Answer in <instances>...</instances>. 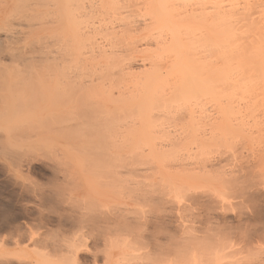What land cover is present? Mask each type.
Listing matches in <instances>:
<instances>
[{
  "label": "rangeland",
  "instance_id": "obj_1",
  "mask_svg": "<svg viewBox=\"0 0 264 264\" xmlns=\"http://www.w3.org/2000/svg\"><path fill=\"white\" fill-rule=\"evenodd\" d=\"M8 1L9 0L0 1V12L3 11L2 9L4 7L2 3H6L7 5H5L4 12L0 15V20L12 9V7L8 5L9 3L7 4ZM14 12L15 25L13 24L11 28L14 30L18 28L16 31L19 30L18 32H20L22 30L21 32L24 33L22 26H19L20 23L18 24L19 21L23 22V20H21L23 15H20V12ZM25 16L26 15H24L23 18ZM40 17L43 16L41 15ZM28 19L27 22H30ZM25 21L24 19V23L27 25ZM32 23L36 24L35 30L40 31L36 34L34 33L35 30L32 33L30 32V37L28 36L29 34H27L28 32L25 31L24 37L28 36L26 40H24L25 38L21 35L24 38H22L24 40L22 41L23 43L21 42L24 53L30 50H33L32 54L34 53L33 48L35 45L31 44L33 47H31V45L28 48L26 47L27 45L29 46L31 42L38 47L37 43L39 40L42 39L40 46H43L41 45L42 41L45 42L43 39L49 38V40H51L52 36L51 38L49 37L51 35L50 30L52 35L60 34H58L60 30H55L56 27H52L53 29H51L50 23H48L49 25L47 24L48 27L46 24L45 26L43 24L44 28L47 27L49 30L47 28H42L38 21ZM25 25L23 28L27 27ZM52 26L54 25L52 24ZM28 27L30 28V26ZM32 28H30L31 31L34 29ZM30 29L26 30L30 31ZM52 30L58 32L55 34ZM1 32H6V30L2 28L0 31L2 35ZM33 33L35 35H33ZM57 35L55 37H57ZM4 36L2 35V37ZM55 37L53 38L55 39ZM53 38L51 41L55 43L57 39L53 40ZM19 41L18 44L20 45ZM34 41L37 42L35 43ZM51 41L50 44H52ZM62 41H65V39ZM69 42L66 43L65 41L61 43H66L65 46L68 44V47L71 45ZM46 43L48 44V40ZM59 43L56 45L55 49L59 47ZM62 44H60L61 49L59 47L56 51L58 53L57 55L63 53L62 51V53L58 51L59 49H63ZM65 46L64 49L67 48H65ZM48 47L50 48L49 50L47 49ZM48 47H44V50L40 49L41 47L38 48L44 51L46 55V53L51 50L50 45ZM53 47L54 44H52V48ZM55 49L50 51L53 53L50 56V52L48 55L44 56L47 58V61L49 59L52 61L53 58L56 57H52V55L56 54L54 52ZM23 50L21 49V55H24L25 58L26 55L22 54ZM88 51L89 49L85 53L86 58L81 54H77L81 56L76 58V53L74 54V58H70L73 60L72 62L75 61L74 59H78V69H84L81 72L77 69V72H75L77 64L74 65V63L77 62V60L73 64L69 63V65H72L69 66V69L75 66L74 70L72 68L75 73L74 75L71 74L73 72L68 73L71 69L67 71L68 68H66L67 70L64 71V75L65 72L67 73L66 79L70 75L72 76L67 80H63L65 77L59 78V74L64 68L62 65L64 63L62 62L63 58L60 59V61L62 60V63L60 62L61 64L59 62L57 63L58 59L57 61L55 60L56 63L59 64V66L57 65L59 68L63 66L61 70L55 66L56 63L54 60L52 63L54 62L53 64L56 69H54L53 66H50L51 70L50 67H45V64L47 66V64L50 65L52 63L50 60V63H48L44 58L47 62L44 64L45 61L43 57L42 60L44 62L39 60L40 57H38V53L35 54L36 56L34 54V56L30 55V57H36L35 59L39 63L36 60L32 61V57V60H28L30 58L28 55V59H26L28 61L26 62L25 60L26 63L23 64L22 60L24 61V58L21 56V60L20 56L17 57L18 54L16 55L18 60L13 57L14 59L10 61L12 56H9L10 58L8 56L5 57L7 59L4 58L6 63L9 62L7 65L3 61L4 64L9 66V70L3 63H0V76L2 75L0 83H4L0 84V87H3L1 91L3 89L6 90V93L0 91V96L6 101L4 105V101L1 100L4 106L0 105V264L8 262H11V264H59L58 262L65 264L61 262V259L62 261L65 260V262H67L66 264H264V105L258 106L259 108L257 109L263 107L260 110H253V112H257V116L256 114L253 116V114H251L253 113L251 112L252 109L249 111V109L253 107L252 103L251 107H249L252 100L243 99L244 101H238L237 103L239 104L243 101L241 107L245 106V103L248 104H246L247 108L246 106L243 107L246 112H243L241 108L238 109L240 113H242L241 116L240 114H236L239 113L237 112L238 110H235L236 113L233 112V120L231 119V123L227 122L229 134L228 131L226 130V133L223 128L220 130L222 135H224L225 142L222 139L223 137L220 139L218 137L221 135L219 131L220 128L218 129L217 127V131L215 127V129H213V122L210 124V126L212 125L211 127H208L209 125L204 127L205 123L207 124L209 121L207 119V122H205L204 119L206 118L203 120L201 119L202 117L199 118L198 113L195 117H197L196 121L201 119V123L198 122L200 127H196V122H193V119H195V117L193 118L194 114H189L188 117L186 113H179V117L181 115L183 116L178 120L177 118L179 117L175 112L177 118L175 115L173 118L172 114H169L171 117H169V115H164L167 118V120L164 118V120H166L165 122L169 121V124H163V122L160 124L161 120L159 121L158 119H162L163 117L160 118L161 116L155 118L158 120L156 121L157 123L154 118V120L151 119V122L154 121L158 124V130L155 128L153 129V125L156 126L153 122L154 124L152 126H150V123L147 125L148 128H146L147 126L145 125L143 128L136 125L138 127V129H136L137 132L131 129L132 131L128 133L125 129L127 126L131 125V122L128 120L130 125H124L123 122L125 121L123 119H126V114L122 110L123 113L121 115H123L124 118H122V120L118 119L117 121L115 119L114 121L117 122V124L118 121H120V124L122 123V128L125 127V129L123 131L121 127H118L123 132L117 129L115 132L113 130L114 127H117V124L116 126H110V121L112 120L109 119L110 116L106 117L107 114H105V111H107L106 108H108V110L113 108L119 109L121 97H119V99L116 95V91H114L113 96H117L116 98L114 97V100L116 99V101L120 103L117 104L118 106L113 104V102L109 104L113 97L110 98L109 94L112 91L109 93V90L112 89V87L114 88V86L110 87V89L108 87V84H110L108 79H111V76L108 77L107 81L106 78L103 79L105 76L102 78V74L101 78L96 77L95 79V77H92L93 75H100L97 74L100 71L98 70L100 65L90 63L91 57H88L90 55ZM80 57L83 60L79 61V59H81ZM16 60L21 62L17 63ZM64 60H66V64L69 62V58L68 62L67 59ZM31 61L33 63H31ZM10 62L13 63V65L10 64ZM34 63L36 66H34ZM41 63L44 65H41ZM20 64L22 66L27 64V67L24 66L22 70L20 69L22 67ZM28 64H32L36 71L32 66H28ZM89 64L91 65L90 67L88 66ZM11 65L15 69L14 71L12 67L10 68ZM17 65L20 67L18 69L22 70L21 72L24 71L23 73L15 68ZM94 66L96 68L99 66V68H97V73ZM30 67L34 70L30 71ZM104 69L101 71L107 74V70L105 69V71ZM56 70H59L58 72L60 73L56 72ZM92 70L94 74H92ZM12 71L14 73H12ZM78 71L80 75L82 74L81 76L77 74ZM83 71L85 72L84 74ZM53 72L56 74L58 73L59 77ZM76 74L79 78H77L78 76H76ZM85 74H88L87 77ZM53 75L54 77H52ZM83 75H85L87 80ZM107 75L109 76V74ZM11 76L14 79L17 77V81H19V79H26L28 88L26 85L24 86L25 83L23 84L22 81L20 85L17 84L16 79L13 80ZM58 78L61 79L60 82L62 81L63 85L60 82H56L59 81ZM88 78L91 80L94 78L95 80L90 82ZM52 80L55 81L53 82ZM23 81L25 82V80ZM8 82L10 85L12 84L13 88L10 87L13 90H18H14V92L17 93L15 96L13 90H10ZM15 82L17 84L16 86L14 84ZM5 83L7 84L5 85ZM81 86L82 88H80ZM19 91L24 93V97L18 96L20 95ZM26 93L34 98L32 99L28 96V99H26ZM55 93L58 96H56ZM33 94H35V96ZM64 94L66 96H63ZM5 95H7V99H5ZM108 97L110 101L108 104L109 106L111 105V108L106 106ZM2 98L0 97V99ZM12 98L16 102H13ZM23 98H25V101ZM117 98L120 101H118ZM260 101L261 100L258 101V104L262 102ZM254 102L253 100V103ZM18 106H20V109L16 110ZM94 106H96V108ZM99 107L100 109L96 111ZM92 108H95L94 111ZM254 109H256V107ZM119 110L121 111V108ZM116 112L117 110L112 112L114 113L113 116ZM95 113L96 115H94ZM117 113L115 116L120 118ZM185 114L186 117H184ZM115 116L113 118H115ZM238 117L246 123V125L242 123L243 126L245 125L244 127H241V125L239 126L240 130L237 129L238 127H235L238 122V120H236ZM106 118L110 120L108 121L110 123L106 122L109 124L110 128H113L111 131L109 130L110 128L108 131V125L106 126V124L103 123ZM170 118L177 119L181 125H183L182 122L185 125L180 128L179 122H174L173 119L171 121ZM186 119L188 121H186ZM211 121L213 120H210V122ZM220 121L221 119L219 122ZM89 122L92 123L90 124ZM232 122H234L235 125ZM159 124L165 125V129L163 126L160 127ZM201 124H204L203 127H201ZM215 124L218 125L217 123ZM101 126L103 127L100 129ZM88 127H91V129ZM129 128H132V125ZM129 128L127 130H129ZM62 129L64 131L66 130V132L61 131ZM87 129L89 130L87 131ZM143 129H147L144 131L146 134L143 132ZM95 130L102 136L100 140L97 139L100 138V136L97 138L95 137L97 135ZM101 130H105V134H103V132L100 133ZM138 131L141 134L140 138ZM67 132L68 134L70 132L72 133L68 135L66 134ZM189 132L191 135H188ZM133 133L138 136L137 138L135 137L136 139H133L131 136V140L129 135L136 136ZM217 133L220 135H217ZM72 134L74 135L72 136ZM227 134L230 136L229 138ZM83 135L84 137H82ZM85 135L87 136V141L85 139L83 140ZM186 135H188L189 138ZM213 135L216 141L212 138ZM66 136H69L68 139ZM71 136L72 139L70 140ZM127 136H129V138L127 142H124L125 140H123V138ZM151 136L153 137L149 138ZM78 137L81 140H79ZM178 137L181 138L177 139ZM111 138L114 140L112 141ZM116 138L119 143L117 148L115 146V150L112 145H115L114 142H117L115 141ZM120 141L122 145H120ZM86 142H88V144ZM91 145L100 147V151H105V153H108V156H112L107 158L110 161L107 159L102 160L100 158L102 153L97 150L101 153L99 155L101 160L99 159L98 161V159H96L97 154L95 156L92 155L94 153L93 150L95 148L98 149V147H93L92 150ZM119 145L121 146L120 148ZM106 147L110 149L113 148L111 149L112 152L114 150L116 152L114 151L113 154L110 149L107 151L108 149H106ZM89 150H92L93 153L91 154V152H89V154ZM107 153L105 154L106 156ZM93 156L96 157V160L94 159L95 161L92 160V158H94ZM86 164L88 166H86ZM127 164L131 165L129 166ZM121 165H123V167ZM195 168L197 170H195ZM113 169L119 173L115 172ZM112 170L114 172H111ZM168 170H170V172ZM101 171L103 175L98 173ZM105 171H109L108 175H106ZM68 173H70V175ZM111 173L114 175L116 173V176L113 175V177ZM117 174H120L119 178ZM200 174L203 175L199 176ZM93 177L95 179H93ZM115 177L118 179L116 180ZM227 180L229 181L227 182ZM121 181L124 182H122L124 186L119 184ZM222 181H224V183ZM231 181L233 185L229 183ZM114 182L118 184H113ZM222 184L225 185L223 186ZM141 190H143V194ZM118 191H122L125 194L122 192L119 193ZM118 193L122 194L121 197L123 199ZM136 193L138 196L137 199H140L139 196L141 193L142 200H135ZM60 195L62 196L60 197ZM218 195H220L219 197L221 199ZM121 214L123 219L121 218L120 220ZM1 219H10L11 225L10 223H6L5 225ZM108 219L111 220V223ZM134 219H136V223H134ZM188 219L189 221H187ZM140 221L141 224L138 225ZM143 221L146 225H142ZM76 250L78 253L77 256L79 255L77 260H75L73 256V251ZM65 256L69 259H66Z\"/></svg>",
  "mask_w": 264,
  "mask_h": 264
},
{
  "label": "bare ground",
  "instance_id": "obj_2",
  "mask_svg": "<svg viewBox=\"0 0 264 264\" xmlns=\"http://www.w3.org/2000/svg\"><path fill=\"white\" fill-rule=\"evenodd\" d=\"M0 1L3 2V0H0ZM7 4L9 5V7H12V9L9 8L10 9V11H8L9 13L7 12V15H5V16L2 15L4 17H2L0 20V31L2 28L6 30V32H1L3 36L5 33L4 37H2V35L0 34L1 35V37H0V63L2 64L3 61L6 63L5 59H7V58H5V57H7V56L8 57L12 56V58L9 57L11 59L10 61H12V59H14L13 57L16 58L17 54H18L17 57L20 56L21 60H22V58H24V55H21V49L23 50L21 42L26 40V38L28 36L30 37V34L35 30L36 24L32 23V22L38 21L40 23V26H42V28H44L45 24L48 27V25H49L48 23H50L51 29H53L52 27H54V28L56 27L55 30H60L59 32L52 30V31H54L53 33L56 34V32H58V34L59 33L60 34L59 35L56 34L57 37H55L56 35H52L51 30H50L51 35L49 37L50 38H51V36H52V38L55 37V39H57V41H55L56 44L53 43L54 41L53 42L51 41L52 38H51V40H49V38L47 37L48 39H46V38H45L46 40L43 39L45 42L42 41V43H41V45H43V46H40V42L42 40L41 36H40L41 40H39L37 43L38 47H41L40 49L44 50L45 49L44 47L47 48L50 45L51 50H52V49H55L56 45H58L59 42H60L59 43V47H60V44H62L65 41H66V43H68L69 40H70L69 43H71V45L68 47H67L68 44L66 46H65L66 43L62 44L63 49H64V46H65V48L67 47L66 48L67 51H66V49L60 50L61 49V47H60V49L58 51L63 52V53L61 52L62 54L59 53L60 55H57L58 53L56 52L59 47L55 49L54 52L56 54L52 55V57H54V56H56V57L53 58V60L55 63H56L57 59H58L57 63L58 62L60 63L63 60L62 62H64L65 64L63 63L62 65L64 66L65 69L63 68L62 69L63 72H62L61 68L63 66L60 65L62 67L59 68L58 67L59 64L56 63L55 66L58 65L57 67L61 70V73L58 72L59 70L58 71L56 70V72L60 73L59 74L60 77H59L58 73L57 74L55 72H53V73L58 75L59 78L65 77V79H63V80L69 79L70 77H72L71 75L69 77H67V79H66V74H67L66 72L64 75V71L67 70L66 68H68L67 71H69L71 69V71L68 73L73 72L71 74L74 75V73L77 72V69L79 67L78 66V64H79L78 59H74L75 61L77 60V62L74 61L75 62L74 63V62H72L73 60H71L70 58L71 57L74 58L75 53H76V58H79V56H81V55H84V57H85V55H86L85 53L89 49L90 52L88 51V53L90 55L88 53L87 54L89 55L88 56L89 58L91 57L90 63L94 64V65H96V64L100 65V68L104 67L107 70V74H109V76H108L106 74V72L101 71L104 68L100 69L99 66L97 68H99L98 70H100V71H99V73H97V68L94 66L96 73L100 74V75L99 76L93 75L92 77H95V79H96V77L101 78V76L103 75L102 78L105 76L103 79L106 78V81H107L108 77L111 76V79H108V82H110V84H108V87L110 89V87L114 86V88L112 87V89L109 90V93L112 91L109 94V96L111 98L114 94V91H116V93H117L116 95L118 96V98L121 97V105H120L121 111L119 110L120 108L119 109L113 108L114 106L117 107L118 106L117 104L120 103V102L118 103L116 101V99L114 100V97L116 98L117 96L116 95L113 96L111 98V100H112L111 102L109 101V97H108L107 105L106 104L105 105L110 107L111 105L109 106V104H112V102H113V104H116L117 106L114 105L112 107L113 109H110L111 108L110 107L109 109L111 111L108 110V108H106L107 111L104 110L105 114L108 115L110 113L108 116L106 115V117H109V116L111 117V115H112L111 118L109 117V119L112 121H110L108 118H106L105 122H103L106 124V126L108 125L107 126L108 128L105 126L107 128V130L110 128V126H113V125L116 126L117 122L114 121L115 119L117 121L118 119L122 120V118H124V116L121 115L123 113L122 112V110H123L124 113L126 114L125 117L127 120L123 119L125 122H123V121L122 122L124 123L125 126H127V125H130L128 123L130 121L132 128H129V127H131V125L127 126L126 129H125V127L122 128V126H121L122 123L120 124V121H118V124L120 126L117 124V127H114L113 131H115V132L117 130L118 131L120 130L118 127H121L123 129V131L125 129L129 133V131L138 129V127L136 125L141 126L143 128L150 123V126H152L158 120L159 121L161 120L160 124L162 122H163V124H167L169 121L165 122L167 120V118L164 115L172 114V117L174 115L176 117V113H177V116L179 113L180 114L186 113V114H188V117H189V114H192V115L194 114L193 115V118H194L195 115L197 116V113H198L199 118L202 117L201 118L202 120L204 118H206V119H204L205 122H207L206 121L207 119L209 121V123H207V124L205 122H202V123H205V125L203 124L204 127L206 125H209L208 127H211L212 125H214V126H212V128L213 129L216 128V131H217V127H218V129L220 128L219 131L222 130V128H223L224 131L226 132V130H227L228 134H229V127H228L227 122L231 123V121L233 120L232 119V117L234 116L233 112L236 113L235 110H238L239 108H241V110H243V112H246V110H244L243 107H245L247 103H245V106L241 107V105H243V103H242L244 101L243 99L252 100L250 102V106H249V107H251V103H252L253 107H251L249 109V111L252 109L251 112H253V110H260L263 108V107H261L260 109H257V108H259L258 106L264 105V103H263L264 102L263 101L264 100V0H9L7 2ZM2 5L5 7L6 3H4V4L2 3ZM4 7H3V9L1 8L3 10L2 12H4ZM18 9H19V12L21 13L20 15H23V16L26 15L24 18H23V16L21 17V20H23V22H21V21L18 22V24L19 23L21 24V25L19 24V26H22V29H24L23 32L25 33V31H27L28 32L27 34H29L28 36H25V37H24V33L21 32L22 30L20 32H18L19 30L16 31V29H18V28H16L15 30L11 28V26L14 24V20H15V16H13V12L15 10L16 13H19ZM2 12H0V15L2 14ZM41 15L43 17H40ZM26 18L27 19L29 18L28 21H30V22H27ZM24 19L26 20L25 22H27L26 23L27 25H25ZM32 19H33V21H32ZM43 24H44V26H43ZM52 24L54 26H52ZM24 25L27 27L23 28ZM28 26H30V28L33 27L34 29L32 28L33 30L31 31V29ZM39 28H41V27H39ZM46 28H44V29H46ZM26 29H28V30L30 29V31H28ZM35 31H34V33L36 34V33H39L40 30H35ZM34 33H33V35H35ZM37 36H38V34H37ZM20 39H22V40L19 41ZM55 39L53 38V40H55ZM58 39L61 41H59ZM64 39H65V41H62ZM67 39H69V40H67ZM34 40H38V39H34ZM47 40H48V44L46 43ZM18 41L21 45V48H20V45L18 44ZM50 41L52 44H54L53 48H52V44H50ZM45 43H46V45H45ZM31 44L35 45L33 48L34 49L33 54L35 55L38 53L39 54L38 57H40V59H39L40 61L44 62L45 59L47 61V58L44 56L49 54V52L51 50L50 51H48V50L50 48L49 47L47 48L48 53H46V55H45L44 51L40 50L36 46V44H34L33 42L29 43V46L27 44H26L27 46L26 45L25 46L28 48V47H30ZM26 47H25V49H26ZM31 47H33V46L31 45ZM68 48H70V49H68ZM29 49H31V48H29ZM64 51H66V52H64ZM22 52H23L22 54L26 55V57L24 58V61L22 60L23 64H25L30 59L32 60V58H33L32 61L36 60L35 59L36 57H32V56H31L32 58L30 57V55H33L32 54L33 50L28 51L31 53H28V52L24 53V50ZM51 54H53V53L50 52L49 56ZM77 54H81V55H77ZM28 55L30 57L29 59H28ZM71 55H73V56H71ZM21 56H23V57L21 58ZM42 57H43L44 61L42 60ZM48 58H51V57H48ZM68 58H69V62H68ZM26 59H28V60H26ZM60 59H62V60L60 61ZM64 59H67L68 67H67V64L65 62L66 60H64ZM25 60H26V62H25ZM49 60L47 61L48 63H50V61H51V60L50 61ZM80 60H83V59L81 58V59H79V61ZM32 61H31V63H33ZM46 61L44 62V64L47 63ZM52 61H51V63H52ZM13 62H15V61H13ZM18 62L19 61H17V63ZM38 63H37V65H38ZM69 63L70 64L74 63V65L77 64V66L75 68V70H76L75 72L73 71L75 66L72 67L73 70L71 67L69 69V66H72V65H69ZM6 64L8 65L9 62ZM6 64H4V65L8 68L9 66H7ZM10 64L13 65V63H11V62H10ZM29 64H28V66H32V64L31 65H29ZM44 64L41 63V65H44ZM52 64H50V65L47 64V66L45 64L44 66L45 67L53 66V68L56 69V67H54V64L53 65ZM12 65L10 66V68L12 67ZM18 65H17V67L15 66V68H17V69L20 68V67H18ZM26 65H24V66H26ZM24 66H22L20 69L23 70ZM34 66H36L35 63H34ZM38 66H37V69H38ZM80 66H81V63H80ZM88 66L90 67L91 65L89 64ZM32 67H30V71H33L35 69V67H33L34 69ZM0 68H1V66H0ZM31 68H32V70H31ZM39 68H40V66H39ZM81 68H82V66H81ZM12 69H13V71L15 70L13 67H12ZM20 69H18V70L21 72L22 70H20ZM83 69L84 68H82V70ZM88 69H90V68H88ZM8 70H9V68H8ZM50 70H51V67H50ZM78 70L80 72L82 71L81 69H78ZM85 70H86V67H85ZM13 71H12V73H14ZM35 71H36V69H35ZM79 71L77 73L78 75H80ZM23 72H21V73H23ZM92 72L91 73L94 74L93 70H92ZM7 73H8V71H7ZM21 73H20V76H21ZM84 73L85 72L83 71V74ZM61 74H62V76H61ZM77 74H76V76H78ZM88 74H85L86 77ZM92 74H89V75H92ZM85 75H83V76L87 80ZM7 76H9V75H7ZM13 77H14V75H13ZM13 77H12V79L13 80L16 79V81H17V77L15 79ZM52 77H54V75ZM92 77H90V78H92ZM1 78H2V75L0 76V81H1ZM59 78H58L59 81H56L57 83H59L61 80ZM77 78H79V76ZM90 78H88L90 80V82L95 80L94 78L92 80ZM23 80H25V82ZM23 80L19 79V81H17V84L20 85V83L23 82V84L25 83L24 84V86H25L27 82H26V79H23ZM55 80H56V78H55ZM55 80H52V81L54 82ZM8 81H9V79H8ZM71 81H73V80H71ZM60 83L62 84L63 82L61 81ZM0 84H4V83L2 82ZM6 84L7 83H5V85ZM8 84H9V82H8ZM14 84H15V86L17 85L16 82ZM72 84H73V82H72ZM91 84H90V86H91ZM10 86L12 87V84L11 85L9 84V87ZM78 86H80V85H78ZM11 87H10V90H13L12 89L13 87L12 88ZM21 87H23V86H21ZM26 87H27V85H26ZM54 87H56V86H54ZM1 88H3V87H0V91H1ZM80 88H82V86ZM83 88H85V87H83ZM14 90H13V93L15 96L17 93L14 92ZM72 90H74V89H72ZM2 91L4 93H6L5 89H3ZM15 91H18V90H15ZM21 93L22 92H20L19 93L20 95H18V96L24 97V93H22V94ZM65 94L63 96H66ZM33 95L35 96V94H33ZM6 96L7 95H5V97ZM26 96H27V98L25 97L26 99H28V96L31 97L27 93H26ZM56 96H58V95L56 94ZM0 97L2 98V96H0ZM7 98L8 97H6L5 99H7ZM25 98H23V100ZM31 98L33 99L34 97L32 96ZM118 98H117V100L120 101L119 100L120 98L119 99ZM1 100L4 101L3 98L0 99V105L4 106L6 101H4V105H3V103H1L2 102ZM240 100H243L241 102L242 104L237 103L238 101L240 102ZM253 100L255 101L254 103H253ZM259 100L262 101V102L260 101L262 104L261 103L258 104ZM14 101L15 100L13 99V102ZM115 101H116V103H115ZM245 102H246V100H245ZM248 103H249V101H248ZM254 105H256V106H254ZM14 106H15V103H14ZM94 107L96 108V106H94ZM255 107H256V109H254ZM3 108H5V107H3ZM246 108H247V106H246ZM18 109H20V106H18V108L16 107V110H18ZM94 109H93V111H94ZM99 109H100V107L98 109H96V111ZM116 110L118 112V113L117 112L116 113L119 114L120 118L118 116H115L116 113L114 115L115 118H113L114 113H112V112H115ZM237 112H239V113H236V114H240V116H241L242 113H240V110H238ZM248 113H247V115H248ZM256 113L253 112L251 114H253V116H255ZM186 114L184 115V117H186ZM94 115H96V113ZM102 116H104V115H102ZM159 116H161L160 118H162V117L163 118L156 120L155 118H157V117L159 118ZM181 116H183V115H181ZM181 116L180 117L178 116L179 118H177V117L176 118L179 120L181 118ZM256 116H257V114H256ZM169 117H171V116L169 115ZM188 117H187V119H188ZM153 118L155 119V122L153 121L154 120ZM164 118H166V120H164ZM210 118H212V119H210ZM238 118L236 119V120H238V122L235 120L237 122V123L235 122L236 123L235 127H238L237 129H239L240 125H241V127L243 126V124L246 125L245 121H243L240 118L238 119ZM92 119H93V117H92ZM102 119H103V117H102ZM151 119H153L152 121L154 123L151 122ZM172 119H171V121H172ZM177 119L176 120L173 119L174 122H176ZM187 119H186V121H188ZM196 119H197V117H195V119H193L194 120L193 122H196L195 124L197 126L196 125L195 126L198 127L199 123H201V119H198L197 121H196ZM209 119L213 120V121L210 122ZM220 119H221V121L219 122ZM253 119H255V118H253ZM183 120H184V118H183ZM239 120L240 121L242 120L241 123ZM106 121L107 122L110 121L112 125L110 124V126H109L108 123H110V122L107 123ZM126 121H127V123H126ZM171 121H170V123H171ZM180 121H182V120H180ZM177 122H179V121H177ZM212 122H213V124L210 126V124ZM215 123H217L218 125H216ZM232 123L234 124V122H232ZM133 124H134L135 128L133 127ZM179 124H180V122H179ZM182 124L185 125L183 122H182ZM237 124H239V125H237ZM183 125L180 124L179 127L181 128V127H183ZM203 125L201 124V127H203ZM156 126L153 125V129L154 128L157 129L158 124H156ZM162 126L163 125H160V127H162ZM102 127L103 126H101L100 129ZM164 127H165V125L163 126V128ZM187 127H188V125H187ZM88 128L91 129V127H88ZM128 128H129V130H127ZM146 128H148V126ZM98 129H96V130H98ZM112 129L113 128H110L109 130L111 131ZM185 129H187V128H185ZM88 130L89 129H87V131ZM146 130L143 129V132ZM200 130H201V128H200ZM61 131H64V130L62 129ZM123 131H121V132H123ZM153 131H155V130H153ZM64 132H66V130ZM96 132H97L98 136L97 135L96 136L94 135V136L97 138L100 136V134L98 131H96ZM102 132H103V134H105L104 133L105 130L100 131V133H102ZM136 132H137V130H136ZM71 133L72 132H70L69 134H71ZM93 133H94V131H93ZM130 133H132V132H130ZM141 133H142V131H141ZM220 133H221V131H220ZM66 134H68V132ZM84 134H86V133H84ZM138 134H139V138H140L141 134L139 133V131H138ZM189 134H190V132L188 133V135ZM228 134H227V136H228ZM73 135L74 134H72V136ZM86 135H85V138H83V140L87 139ZM134 135H136V136L129 135L130 139H131V136L133 137V139H136L138 135L137 134H134ZM188 135H186V136L188 137ZM214 135L212 136V138L214 137ZM217 135H220V134L217 133ZM72 136L70 137V140L72 139ZM129 136L125 137L127 139L123 138V140H125L124 142H127ZM167 136H169V135H167ZM223 136L224 135H222V133H221V135L218 137L220 139ZM68 137H67V139H68ZM82 137H84V135ZM101 137L102 136H100V138H97V139L100 140ZM120 137H124V136H120ZM152 137L153 136H151L149 138H152ZM184 137H185V135H184ZM210 137H211V135H210ZM229 137L230 136H228V138ZM180 138L178 137L177 139H180ZM78 139H79V137H78ZM103 139H104V137H103ZM222 139L225 142L224 137ZM79 140H81V139H79ZM113 140L114 139H112V141ZM119 140H120V138H119ZM121 140H122V138H121ZM95 141H97V140H95ZM115 141H117V138ZM183 141H185V140H183ZM124 142H123V144H124ZM86 143L88 144V142H86ZM114 143H115V145L112 143L113 148H115V146L117 148L118 147L117 145L119 142L117 141ZM94 145H96V144H94ZM120 145H122V142L120 143ZM120 145H119V148L121 147ZM224 145H225V143H224ZM93 147H98V146H92V150H93ZM102 147H104V146H102ZM89 148H91V147H89ZM113 148H111V149H113ZM116 148H115V150H116ZM95 149H96V151L99 149L101 150L100 147H98V149L97 148H95ZM95 149L93 150L94 153L92 152V150L88 151V153L89 152H91V154L93 153L92 155H94V156L97 154V156H96L97 158L93 156L94 157V158H92L93 161H95L96 159H98V161H99L100 158L103 160V159H107V158L112 157L110 155H109L110 156L109 157L108 153L106 152L107 156H108L107 157L105 155L106 154L105 151L103 152V151L99 150L102 153L101 154L99 151L96 152ZM106 149H108L107 151H109L110 148L106 147ZM111 149H110V151H111V153H113L115 150L112 152ZM103 153H105V154H103ZM89 154H88V156H89ZM92 155H90V156H92ZM99 155H100V158H99ZM102 155H105V156H103L104 158L101 157ZM261 158H263V157H261ZM123 159H124V157H123ZM87 160H88V158H87ZM107 160H109V159H107ZM149 161H152V160H149ZM124 164H126V163H124ZM123 165H121V166L123 167ZM127 165L130 166L131 164H127ZM86 166H88V165L86 164ZM107 168H109V167H107ZM243 168H244V166H243ZM118 169H119V167H118ZM113 170L111 172L115 171V170L114 171ZM195 170H197V169L195 168ZM120 171H121V169H120ZM122 171H123V169H122ZM125 171H126V169H125ZM168 171L170 172V170H168ZM189 171H191V170H189ZM108 172H106V175H108ZM115 172H118V171H115ZM98 173L103 175L102 171L98 172ZM232 173H233V171H232ZM68 174L70 175V173H68ZM95 174H96V171H95ZM111 174H112V176L114 175L113 173H111ZM111 174H109V175H111ZM194 174H195V172H194ZM245 174H246V171H245ZM119 175L117 174L118 178H119ZM201 175H203V174H200L199 176H201ZM114 176H116V173ZM100 177H101V175H100ZM118 178H116V180ZM88 179H90V178H88ZM93 179H95V178L93 177ZM110 179H111V177H110ZM113 180H114V178H113ZM232 180H234V179H232ZM228 181L229 180H227V182ZM117 182L116 183L114 182L113 184H118ZM122 182L123 181H121V183H119V184L122 185ZM222 182L224 183V181H222ZM138 183H140V182H138ZM229 183H232V181ZM232 185H233V183H232ZM122 186H124V184ZM121 192H119V193H121ZM124 192H125V190H124ZM141 193L142 194L144 193L143 190H141ZM141 193H140L139 198L142 200ZM123 194H125V193H123ZM63 195H65V194H63ZM119 195H120V197L122 196V194H119ZM61 196L62 195H60V197ZM135 196H136L135 200H137V201L140 200V199H137V197H138L137 193ZM145 196H146V194H145ZM159 196H161V195H159ZM219 196L220 195H218V197ZM179 198H181V197H179ZM60 199H63V198H60ZM145 200H146V198H145ZM181 200H183V199H181ZM158 201H159V199H158ZM185 201H186V199H185ZM177 202H178V200H177ZM216 204H217V202H216ZM152 205H153V203H152ZM164 206H165V204H164ZM112 217H111V219H112ZM133 217H134V215H133ZM139 217H141V216H139ZM121 218H122V214H121V217L119 219L121 220ZM113 219H116V218H113ZM185 219H187V218H185ZM106 220H107V218H106ZM134 220H135V222L133 220L132 221L134 223H136L137 222L136 219H134ZM108 221L111 223V220L108 219ZM187 221H189V219ZM2 222L6 225V223L9 224L11 221H10V219L9 220L3 219ZM139 224H141V221H140V223H138V225ZM147 224H148V221H147ZM10 225H11V223H10ZM105 225H106V223H105ZM142 225H146V224H144V221H143ZM155 225H157V224H155ZM184 225H186V224H184ZM73 254H74L73 256H74L75 260H77V257H79V255L77 256V254H78L77 250L73 251ZM65 257H64V259H65ZM67 258L68 257H66V259ZM61 262H64L65 264L67 263V262H65V260L62 261V259H61ZM9 263L11 264V262L4 263V264H9ZM58 263L63 264L60 262H58ZM55 264H57V263H55Z\"/></svg>",
  "mask_w": 264,
  "mask_h": 264
}]
</instances>
